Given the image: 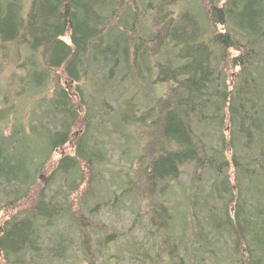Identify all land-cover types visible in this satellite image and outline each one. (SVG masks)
<instances>
[{
    "label": "trees",
    "instance_id": "16d2710c",
    "mask_svg": "<svg viewBox=\"0 0 264 264\" xmlns=\"http://www.w3.org/2000/svg\"><path fill=\"white\" fill-rule=\"evenodd\" d=\"M194 2L0 0V264H264V0Z\"/></svg>",
    "mask_w": 264,
    "mask_h": 264
},
{
    "label": "rangeland",
    "instance_id": "374dc122",
    "mask_svg": "<svg viewBox=\"0 0 264 264\" xmlns=\"http://www.w3.org/2000/svg\"><path fill=\"white\" fill-rule=\"evenodd\" d=\"M191 8L194 9L195 8V2L194 0H192L191 3ZM125 90V89H124ZM137 102H139L140 104H143L142 98L140 96H137L136 100ZM109 131V130H108ZM107 130L103 133L101 140L107 145L108 151H109V159H110V163L112 164V166L114 168H119L122 169L124 171H126V158L127 157H131L133 156V153H131V147H130V140H127L130 135L126 134L124 131L120 134H115L110 135L109 132ZM73 146V142L70 143V147ZM71 150V148H66L63 150H60L58 152H56L53 155L52 161L56 160L60 154L63 152H67ZM131 153V154H130ZM190 167V166H189ZM186 167V169H183V173L179 178V185H181V189L187 188V192H188V198H193V184L191 185L189 183L190 180V175L192 174V168ZM177 192V191H176ZM182 192L184 193V191L182 190ZM180 193H176L175 197L178 198L179 204L177 205L178 208V214L179 216H183L186 224L183 223V226L187 227L188 225V218H190V213L189 211H187L186 209V197L182 199V197H180ZM172 196L168 197V200L172 203ZM130 209V210H129ZM186 212V215H184L182 212ZM183 214V215H182ZM97 216L99 217V222L102 223L103 225L105 224V226H109L110 228H113V230H115L116 232V236H118L120 239L117 241V245L115 246V248L121 247L122 250H126L124 254V257L122 258L121 264H134L130 259H129V255H128V251L129 248L132 244V246H134L135 244H137V241H140L143 237H145L142 233V231L138 228L139 225L135 224L136 220H143L142 222H146V219L144 216L139 215V217H135V210L133 207H129V204H127L126 206H121V208L119 209L118 212L113 211L112 209H110V207L108 206L107 208H103L102 210H100V212L97 214ZM2 218H6V213H3L0 215V222L2 221ZM145 224V223H144ZM189 237L185 238L184 241V254H187V257H189L191 262H188L189 264H194V262H192L193 258L191 256H189L188 254H193L194 251L191 250V247L185 250V245L187 244ZM144 242L146 244H148V241L144 238ZM98 241L94 238V242H93V248H97L98 247ZM190 243V241H189ZM116 244V243H115ZM129 244V245H128ZM113 244L111 245H107L106 248L104 250L100 249V251H102V256L101 257H105L104 259H107V256L110 252L113 251ZM135 247V246H134ZM229 244H227V246L225 247L226 249H229ZM92 248V250H93ZM131 251H133V248H130ZM180 252V251H179ZM178 252V254H179ZM78 256V255H77ZM206 264H213V261L209 260L207 261ZM218 264H229L228 262H219Z\"/></svg>",
    "mask_w": 264,
    "mask_h": 264
},
{
    "label": "bare ground",
    "instance_id": "6f19581e",
    "mask_svg": "<svg viewBox=\"0 0 264 264\" xmlns=\"http://www.w3.org/2000/svg\"><path fill=\"white\" fill-rule=\"evenodd\" d=\"M66 149V148H65Z\"/></svg>",
    "mask_w": 264,
    "mask_h": 264
}]
</instances>
